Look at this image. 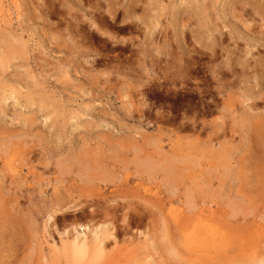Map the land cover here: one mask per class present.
I'll return each mask as SVG.
<instances>
[{
	"label": "rangeland",
	"instance_id": "374dc122",
	"mask_svg": "<svg viewBox=\"0 0 264 264\" xmlns=\"http://www.w3.org/2000/svg\"><path fill=\"white\" fill-rule=\"evenodd\" d=\"M109 10L117 19L102 22ZM263 70L264 0H0V264L264 258V183L239 178L262 160L264 136L247 128L264 120ZM86 153L106 161L112 202L82 197L46 221L58 196L83 192L74 173ZM73 205L98 215L57 218ZM104 229L98 260L61 254V242ZM224 240L235 249L221 254Z\"/></svg>",
	"mask_w": 264,
	"mask_h": 264
},
{
	"label": "bare ground",
	"instance_id": "6f19581e",
	"mask_svg": "<svg viewBox=\"0 0 264 264\" xmlns=\"http://www.w3.org/2000/svg\"><path fill=\"white\" fill-rule=\"evenodd\" d=\"M135 6V5H134ZM111 10V9H110ZM109 10V18H108V16H100V19L102 20V22H105V21H110V20H115V19H117V18H115L114 16L116 15H113V13L111 12ZM112 10H113V8H112ZM114 11V10H113ZM195 12V11H194ZM95 13V12H94ZM91 14H93V13H91ZM123 15H125V14H123ZM93 16V15H92ZM95 16V15H94ZM93 16V17H94ZM121 17V16H120ZM130 17V16H129ZM123 18V17H122ZM128 18V17H127ZM137 18V17H136ZM120 19V18H119ZM139 20H140V18H138ZM206 19H208V18H206ZM128 20H130V19H128ZM127 20V21H128ZM134 20V19H133ZM117 21V20H116ZM110 22H112V21H110ZM204 22V21H203ZM137 23V22H136ZM126 24H128V23H126ZM130 24V23H129ZM124 25V24H123ZM127 26V25H126ZM157 26V25H156ZM74 27H76V28H78V30L76 31V32H74V36H76V37H79L80 35H79V30H80V28H81V22L79 21V22H76L75 21V25H74ZM100 27V26H99ZM120 29V28H119ZM76 30V29H75ZM82 30V29H81ZM124 30V29H123ZM105 32V31H104ZM107 32V31H106ZM73 35V34H72ZM110 36V35H109ZM18 43H20V42H18ZM75 43V42H74ZM11 44V43H10ZM22 44V43H21ZM260 45V44H259ZM2 46V45H1ZM8 46V45H7ZM6 47V46H5ZM211 48H213V47H211ZM210 48V49H211ZM22 49V50H21ZM23 49H24V47L22 48L21 47V45L19 44V46L17 45V47H15V46H11L10 47V49H9V54L12 56V57H14V55H16V54H18L19 52H22L23 51ZM206 49H208V48H206ZM209 50V49H208ZM205 51V50H204ZM199 53H201L200 51H198ZM203 52V51H202ZM212 52V51H211ZM215 52V51H214ZM5 53V52H4ZM204 53V52H203ZM198 54V53H197ZM207 54V53H206ZM209 54V56H210V54L211 53H208ZM213 54V53H212ZM5 55V54H4ZM203 55V54H202ZM11 56H9L10 58H11ZM212 56V55H211ZM213 57V56H212ZM214 58V57H213ZM211 59V58H210ZM6 60H7V58H6ZM5 60V61H6ZM9 60V59H8ZM212 60V59H211ZM10 61V60H9ZM2 62V61H1ZM4 64V63H3ZM234 64H236V63H234ZM238 65H239V63H238ZM241 65V64H240ZM243 66V65H242ZM228 67V66H227ZM229 67H230V65H229ZM232 67V66H231ZM234 67V66H233ZM243 68V67H242ZM234 69V68H233ZM213 72H215L214 70H212ZM238 71V70H237ZM242 71H243V69H242ZM241 71V72H242ZM264 71V70H263ZM227 72V69H226V71H225V69H223V67H219L218 69H217V71H216V75H213V77H216V78H218V80L219 79H223L224 77H225V73ZM232 72V71H231ZM262 72V71H261ZM264 74V73H263ZM263 80H264V75H263ZM264 82V81H263ZM263 85V84H262ZM264 86V85H263ZM262 86V87H263ZM13 93H14V97H16L17 96V92L16 91H13ZM1 95V94H0ZM19 97V96H18ZM258 97H260V96H257V98ZM3 101H4V98H2V97H0V102L3 104ZM26 101V100H25ZM48 101V100H47ZM44 103V102H43ZM42 105V108H47V105L48 104H46V105H44V104H41ZM251 105V104H250ZM254 105V104H253ZM246 106V108L248 109L249 108V110H251V112L252 111H254V110H252L251 108H250V106L248 105H245ZM254 108V107H253ZM244 109V108H243ZM242 109V110H243ZM42 110V109H41ZM43 110H45V109H43ZM256 110V109H255ZM210 112V111H209ZM51 113V112H50ZM210 113H212V112H210ZM244 113H250V111L248 112V110H246V109H244ZM253 113V112H252ZM246 114H241L240 116H241V118L242 117H244V115L245 116H247L248 117V119L250 118L251 119V115H246ZM251 114V113H250ZM256 114V113H255ZM254 114V115H255ZM260 115H261V113H259ZM253 115V114H252ZM48 117H50V116H48ZM53 117H55V116H52V118L50 117V119L53 121V123L55 124L56 123V121H54L55 120V118H53ZM246 117V118H247ZM254 117V116H253ZM252 117V118H253ZM255 117H256V115H255ZM262 117H263V119H264V113L262 114ZM261 117V118H262ZM258 118V117H257ZM244 119V118H243ZM250 119H249V121H250ZM245 120V119H244ZM243 120V121H244ZM252 120V119H251ZM247 121V120H246ZM26 122H27V120H26ZM31 122V121H30ZM64 122H65V120H64ZM61 124V123H60ZM251 124V125H250ZM250 126L251 127H248L247 129L248 130H250L249 132H251L252 133V135L254 136V138H255V136H257V135H259V136H264V120L263 121H259V119H258V121L257 122H255L254 124L252 123V121H250ZM252 124H253V126H252ZM63 125V124H62ZM246 125H248V124H246ZM55 126V125H54ZM62 127V126H61ZM63 128V127H62ZM221 129V126L220 125H217V129ZM217 129H216V131H217ZM214 131H215V128L213 129ZM222 134V133H221ZM250 135V134H249ZM219 136V134L217 135V137ZM255 141V140H254ZM253 144H255L254 142H252ZM260 143V142H259ZM256 145V144H255ZM263 146H264V144H263ZM258 148H260L259 146H258ZM261 149H262V147H261ZM260 149V150H261ZM259 150V154H258V159H262V160H260V161H252V162H250V164L249 163H247V166H246V171H242V175L241 176H239V178H241V179H243V180H251L252 178H254L255 180H257V182H260V184H261V182H263L264 183V170L262 171L261 169L259 170V169H257L259 166L257 165V163L258 162H264V148H263V150H261L260 151ZM87 151V150H86ZM258 151V150H257ZM29 152V151H28ZM31 153V152H30ZM99 153V152H98ZM255 153H256V151H255ZM78 154V153H77ZM82 154V153H81ZM105 155V154H104ZM251 155V154H250ZM256 155V154H255ZM74 157H75V155H73ZM107 156V155H106ZM248 158V157H247ZM250 158V157H249ZM256 158H257V156H256ZM72 159H74L73 157H72ZM71 159V160H72ZM111 159H112V157H111ZM29 160H30V158H29ZM78 160V161H77ZM77 162H76V172L74 173L76 176L74 177L75 179H77L78 180V182L80 181L81 182V184L82 185H85V188H84V190H83V192H81V193H79V190H78V193H79V195H77L76 197H78V199L76 200V201H74V202H72L71 200L73 199L74 200V196H70L69 197V199L68 200H64L63 198H62V196L61 197H57V199H56V202L54 203V204H52V206H51V209H50V212H48V211H46L45 213H44V215H46L47 216V219H46V221H53V220H55V212L56 211H58V209H60L61 211H63L64 209H66L67 208V204L68 203H71V204H73V203H75V205L77 206V204H79V202L81 201V198L82 197H85V198H89V197H91L92 198V200L91 201H89V204L90 205H94V204H100V202H99V200L100 199H105L104 201H106V203H109V205H110V203L112 202H110L109 200H108V197H106L105 195H106V193H107V190L105 189V188H107L109 185V183H110V181H109V177H108V175L106 174V170H105V160H103V158L101 159V157H98V155L96 154V153H86L84 156L83 155H81L80 156V158H77ZM248 160V159H247ZM246 160V161H247ZM253 160V159H252ZM81 164L82 165H84L85 167H84V169H83V167L81 168V167H79V168H77L78 166H81ZM249 164V165H248ZM259 164V163H258ZM261 164V163H260ZM262 166V168L264 167L263 165H261ZM81 168V169H80ZM78 169V170H77ZM243 169V168H242ZM58 170H59V168H58ZM244 170V169H243ZM259 170V171H258ZM83 171V172H82ZM59 172V174H62V175H66V174H71L72 172H73V162H71V165H61L60 166V171H58ZM177 172V171H176ZM73 174V175H74ZM70 176V175H69ZM251 178V179H250ZM72 179H73V177H72ZM125 179H127L126 177H125ZM262 183V184H263ZM112 185V184H111ZM123 185V184H122ZM121 185V186H122ZM1 189V188H0ZM81 189H82V186H81ZM1 191V190H0ZM2 192V191H1ZM0 192V198L2 197V193ZM111 193H114L113 191H111ZM76 195V194H75ZM88 202V201H87ZM103 202V201H102ZM114 202V201H113ZM104 204V203H103ZM120 204V203H119ZM75 205H73V206H71L72 208H74V211H75V213L74 214H69V213H71V212H67L68 214L66 215V214H63L61 217H57L58 219H63V220H65L66 218H67V216L69 215V216H72L71 218L74 220V221H76L77 219L76 218H78V217H84V216H86V215H90V216H94L95 217V215L98 213V208L96 207H92V209L90 210V213H88V211H87V209L85 208V207H76ZM113 205V204H112ZM87 206H88V204H87ZM91 207V206H90ZM98 207L100 208L101 207V205H98ZM58 208V209H57ZM87 208H89V207H87ZM116 209V205H113V206H109L108 208H107V210H105V215H110L111 214V212L113 211V210H115ZM5 210V209H4ZM116 211V210H115ZM42 212V211H41ZM53 212L55 213V214H53ZM31 213V215L29 216V219H28V223H26V224H23L24 225V228H26V231H29V229L28 228H31V226H32V221H31V219L30 218H32V212H30ZM88 213V214H87ZM42 215H43V213H42ZM98 215V214H97ZM96 215V216H97ZM128 215V214H127ZM106 217V216H105ZM135 217V216H134ZM235 218L234 219V221L236 220V216L233 214L232 215V218ZM142 216H138V221L139 222H141V220H142ZM245 218V217H244ZM239 219V218H238ZM9 220V219H8ZM30 220V221H29ZM241 220V219H240ZM246 220V218L244 219V221ZM7 221V220H6ZM26 221V220H25ZM61 221V220H60ZM62 222H64V221H62ZM66 222V221H65ZM78 222V221H77ZM111 222V221H110ZM233 223V222H232ZM235 223V222H234ZM73 225H76V223L75 222H73L72 223ZM11 225V224H10ZM26 225H28V227H26ZM79 225V224H78ZM100 225V224H99ZM104 225V224H103ZM83 226V225H82ZM84 226H86V225H84ZM101 226V225H100ZM87 227V226H86ZM85 227V228H86ZM103 227V226H102ZM96 228H99V227H96ZM88 229V228H87ZM100 229V228H99ZM98 230V229H97ZM111 233H109V230H107V229H104V230H100V231H98V232H95L94 233V236L91 238L92 239V241H91V243L89 244L88 242H90L89 240L86 242L85 240H79L77 237L76 238H74L73 240H71L70 242L69 241H67L66 240V242H64V243H62L61 242V254H63L66 258H70V259H73V260H80L86 253H87V251H90V252H92L93 253V258L94 259H97L98 257H100V255L102 254L101 253V251L103 250V248H102V243L104 242V240L105 239H108L109 237H111ZM224 236H227V238L228 239H230L231 238V236H229V234H224ZM230 238H229V237ZM13 238V237H12ZM81 238V237H80ZM227 239V240H228ZM236 239H238L237 237H236ZM227 240H224V245L222 244L219 248H218V251L220 250V253L221 254H223V253H229L230 251H232L233 249H235L234 247L232 248V246H230V243L227 241ZM233 241V240H232ZM243 244V243H242ZM240 245H241V243H240ZM240 245H239V247H240ZM243 245H245V246H241V247H243V248H245L246 247V249H247V246H246V244H243ZM248 245V244H247ZM89 246H91V249L89 248ZM249 247V246H248ZM89 248V249H88ZM252 247H250L249 249H251ZM240 248H238V250H239ZM245 250V249H244ZM241 251V250H240ZM242 251H243V249H242ZM223 252V253H222ZM245 252V251H244ZM59 255V254H58ZM219 255V254H218ZM226 255H228V254H226ZM92 257V256H91ZM242 257V256H241ZM86 258V257H85ZM99 259V258H98ZM97 259V260H98ZM82 261V260H81ZM256 262H258V264H264V258H261V259H257L256 261L254 260V263L256 264Z\"/></svg>",
	"mask_w": 264,
	"mask_h": 264
}]
</instances>
